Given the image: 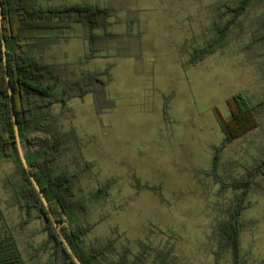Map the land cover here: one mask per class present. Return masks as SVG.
Wrapping results in <instances>:
<instances>
[{
    "label": "rangeland",
    "instance_id": "obj_1",
    "mask_svg": "<svg viewBox=\"0 0 264 264\" xmlns=\"http://www.w3.org/2000/svg\"><path fill=\"white\" fill-rule=\"evenodd\" d=\"M238 1L42 0L114 11L107 29L96 30L109 34L97 53L76 29L43 52L61 80L109 68L104 85L86 82L91 91L64 110L52 108L57 126L71 134L55 169L75 175L72 223L56 218L64 228H87L85 251L105 250L98 264L124 253L142 255V264H231L228 252L217 263L215 233L236 192L215 174L227 184L264 159V108L256 127L223 147L216 112L228 118L227 101L238 92L251 105L264 100V0H251L222 48L196 64L191 58ZM255 181L240 218L242 264H264V175ZM20 182L15 164L0 157V239L14 240L24 264H50L44 221L13 200Z\"/></svg>",
    "mask_w": 264,
    "mask_h": 264
},
{
    "label": "trees",
    "instance_id": "obj_2",
    "mask_svg": "<svg viewBox=\"0 0 264 264\" xmlns=\"http://www.w3.org/2000/svg\"><path fill=\"white\" fill-rule=\"evenodd\" d=\"M250 2L251 0H239L234 7H230L231 18L223 26L217 27L215 36L203 49L192 55V64L224 46L229 27L236 23ZM0 5V157L12 161L17 174L21 175V182L12 190L13 200L25 209L26 213L35 210L43 219L47 231L46 244H52L50 264H75L60 240L19 158L5 69L12 91L19 138L30 172L43 192L74 254L82 264H98L105 250L97 249L91 253L85 251L83 239L88 232L87 228L72 225L64 228L56 218L57 213H62L72 223L71 209L75 206L72 182L75 175L65 171L58 172L55 169L56 161L68 148L67 142L71 140V134L57 126V117L53 115L52 108L59 104L64 110L71 98L82 97L91 91L85 87L86 82L94 80L104 85L102 77L108 75L109 68L104 72H82L78 77L61 80L54 65L44 61L43 52L48 45L70 38L71 36L66 37L65 33L76 29L75 36L79 35L85 39L91 53H97L100 50L99 43L109 34L100 35L96 30L107 29V19L114 11L110 7L89 2L45 4L42 0H0ZM2 40L6 52V65L3 61ZM59 84H62L63 88L58 91ZM244 97L238 92L228 99L230 110L228 118L216 112L218 124L224 134L222 147L258 124L257 117L260 109L264 108V100L251 105ZM218 159L219 154L215 153L214 172L218 169ZM260 175H264V159L251 167L245 177L227 184L215 174L222 188L230 187L236 192L232 209L227 213L226 219L219 222L216 229L217 263L220 255L228 252L231 255V264H242L239 242L240 218L246 208L248 194ZM81 208L83 210L84 205ZM142 263V255L137 254L131 260L124 253L112 264ZM0 264H24L14 240L7 234L0 239ZM159 264H166V259H162Z\"/></svg>",
    "mask_w": 264,
    "mask_h": 264
},
{
    "label": "water",
    "instance_id": "obj_3",
    "mask_svg": "<svg viewBox=\"0 0 264 264\" xmlns=\"http://www.w3.org/2000/svg\"><path fill=\"white\" fill-rule=\"evenodd\" d=\"M0 27H1V5H0ZM2 51H3V61H4V65H6V52H5V46H4V40H2ZM6 71V82L8 85V93H9V99H10V106H11V115H12V121H13V131H14V136H15V143H16V147H17V151H18V155L19 158L21 160L22 166L26 171V174L28 176V178L30 179L32 185L34 186L35 190L37 191L47 213L48 216L52 222V224L55 227V230L60 238V240L62 241L64 247L66 248L67 252L69 253V255L71 256V258L73 259V261L75 262V264H82L80 262V260L77 258V256L74 254V252L72 251L71 247L69 246L68 242L65 239V236L63 235L60 227L58 226L56 219L51 211V208L49 206V204L47 203L43 192L41 191V189L39 188L37 182L35 181L33 175L30 172V169L28 167V164L26 162L25 156H24V152L22 149V145H21V141L19 138V131H18V123H17V118H16V114H15V110H14V104H13V99H12V91H11V87H10V83H9V77L7 74V69H5Z\"/></svg>",
    "mask_w": 264,
    "mask_h": 264
},
{
    "label": "flooded vegetation",
    "instance_id": "obj_4",
    "mask_svg": "<svg viewBox=\"0 0 264 264\" xmlns=\"http://www.w3.org/2000/svg\"><path fill=\"white\" fill-rule=\"evenodd\" d=\"M43 220V219H42Z\"/></svg>",
    "mask_w": 264,
    "mask_h": 264
}]
</instances>
